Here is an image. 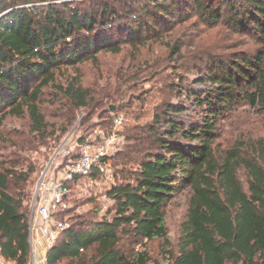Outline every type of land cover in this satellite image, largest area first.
<instances>
[{
	"label": "trees",
	"instance_id": "1",
	"mask_svg": "<svg viewBox=\"0 0 264 264\" xmlns=\"http://www.w3.org/2000/svg\"><path fill=\"white\" fill-rule=\"evenodd\" d=\"M6 1L0 5V14L8 11L0 16L1 256L14 264L31 259L28 187L37 164L25 158L27 167L19 168L13 158L43 147L54 150L82 108L87 110L83 122L93 114H113L117 107L111 106L125 100L130 81L147 72L137 73L131 62L122 61L100 68L85 84L80 64L98 61L103 51L120 54L122 42L159 38L175 20L180 24L195 13L196 26L248 34L260 47L222 57L210 54L214 88L205 99L194 95L197 104L207 106L203 121L187 126L170 117L186 108L166 104L168 128L154 133L153 125L150 136L127 146L126 157L131 154L138 169L108 191L113 217L90 227L70 225L48 252L46 264H150L148 246L156 240L164 248L161 264H264V136L248 128L217 132L219 117L238 103L264 116V0H119L121 10L111 0H92L100 9L84 7L86 0H27L24 6ZM184 45L179 38L169 45L168 56L153 51L136 66L142 62L153 68L149 64L157 58H180ZM115 115L104 119L111 120L110 128H103L107 133ZM8 117L26 119L27 125L5 129ZM123 130L126 141L134 138ZM178 134L197 143L179 141ZM93 176L99 178L98 172ZM185 185L190 187L187 214L174 252L166 207ZM70 186L73 192L74 183Z\"/></svg>",
	"mask_w": 264,
	"mask_h": 264
},
{
	"label": "rangeland",
	"instance_id": "2",
	"mask_svg": "<svg viewBox=\"0 0 264 264\" xmlns=\"http://www.w3.org/2000/svg\"><path fill=\"white\" fill-rule=\"evenodd\" d=\"M13 1L24 6L23 4H26L27 0H8L6 2L9 4ZM111 1L110 4L112 6H116L119 10L124 9L123 1ZM86 2L84 7L94 6L96 7L94 9H100L96 5L99 1L86 0ZM66 3H69V1H66ZM37 4L39 2H36L35 5ZM196 20L195 13H191L187 21H182L179 24L178 19L175 20L173 28L163 31L160 34L162 36L159 38H156V35L146 39L144 42H133L131 44L122 42V52L120 54L116 55L103 51L98 54V61L87 60L80 64L85 84L94 73L99 75L100 68H107L110 64L122 61L126 62L124 63L125 65H129L131 62V67L137 73L145 69H147V72L130 81L129 85L132 86V89L129 90L125 100L121 101L120 104L112 105L115 108L117 107L116 111L113 112L114 115L122 113L126 118V128L123 127V132L126 135L134 137L136 140L134 138L129 139L126 142L127 145L112 156V159L113 157L115 158L110 160L111 174L108 178V183H105L100 178L97 179L96 185L92 187H88L86 179H81L74 183L72 195L66 199L65 209L58 215V218L63 219L69 227L76 223H84L86 227L91 223L107 219L106 216H109L108 219L113 217V211L111 210L114 202L109 196L108 191L114 183L132 178V173L138 169V164L131 159V154L130 159L126 157L128 154L127 146L136 143L139 138L144 137L146 139L150 136V130L153 125H156L154 133H163L165 128H168L165 127V114L163 112L165 111L166 104L173 103L186 108L182 113L170 114V117L185 123L187 126H192L203 121L208 111L207 106L205 104L203 106L197 104V97L195 98L194 95L196 94V96L198 95V97L205 99L210 90L214 88L209 78L211 68L210 54L222 57L254 51L260 47L257 39L248 34L238 33L230 35L225 28H209L201 23L196 26ZM203 31L204 33H202ZM179 38L185 44L182 48L183 56L172 59L168 57L166 61H163L164 56L167 55L166 52L169 51L171 46L175 45ZM153 51L157 55L164 52L163 59H159L160 61L157 62V58L155 64H149L154 65L153 68L147 67L148 65L146 63L142 64V62H140L139 67L136 66L138 60L143 58L142 55L153 56ZM147 56L146 61H148ZM113 114L106 113V116L93 114L86 122H83L87 116V110L82 108L78 111L76 121L68 133L57 142L59 146L54 148V150H48L44 147L39 149L38 147L39 150L37 151L21 152L20 156L13 158L20 163L19 168L22 166L27 167L25 158L28 159L29 163L37 164V171L33 175V183L28 187V191L32 193V199L39 175L54 152L61 146H64L65 150L75 148L79 139L87 133L86 131L89 128L88 132L91 133L99 128L109 129L111 120L105 121L104 119ZM156 116H160L162 122L156 123ZM218 120L217 132L224 133L227 131L229 134L230 132H237L238 130L241 131L248 128L250 131L254 130L264 136V116H259L246 104L238 103L233 107L232 111H228L226 114L220 116ZM99 124H101V127L97 128L96 126ZM26 125V119L8 117L5 121V129L8 130H22ZM176 138L186 144L192 145L197 143L185 140L181 134H178ZM221 139L224 145V135ZM1 154L2 152H0ZM132 157H137V154L133 153ZM1 159L3 160V158ZM189 192L190 187L188 185L183 186L176 192L166 207L167 225L172 239L171 249L174 252H177V241L181 232V224L187 214ZM105 194L108 195L105 197ZM107 198H110L111 201L108 202V206L105 208L103 202ZM30 203L29 206L27 204L29 212H31ZM148 249L152 259L150 264H161L164 252L162 242L159 240L153 241L149 244ZM60 264L72 263L65 260Z\"/></svg>",
	"mask_w": 264,
	"mask_h": 264
},
{
	"label": "built area",
	"instance_id": "3",
	"mask_svg": "<svg viewBox=\"0 0 264 264\" xmlns=\"http://www.w3.org/2000/svg\"><path fill=\"white\" fill-rule=\"evenodd\" d=\"M3 1L0 0V5ZM7 12L1 13L0 16ZM125 125L124 114H116L113 128L109 133L101 128L95 129L83 143L78 142L75 148L65 150L64 146H61L50 157L39 175L30 203L31 259L29 264H46L48 252L57 243L62 233L69 228L63 219L58 218V215L65 209L66 199L72 194L71 183L86 179L88 187H92L98 181V178L93 176L95 171L98 172L100 179L108 183L111 174L110 160L127 142L122 134ZM78 153L79 157L74 159V154ZM107 195L105 194V197ZM110 201L111 199L107 198L103 206L107 208ZM106 218L108 219L109 216ZM0 264L12 263L0 254Z\"/></svg>",
	"mask_w": 264,
	"mask_h": 264
},
{
	"label": "water",
	"instance_id": "4",
	"mask_svg": "<svg viewBox=\"0 0 264 264\" xmlns=\"http://www.w3.org/2000/svg\"><path fill=\"white\" fill-rule=\"evenodd\" d=\"M115 108V106H111V109H114Z\"/></svg>",
	"mask_w": 264,
	"mask_h": 264
}]
</instances>
